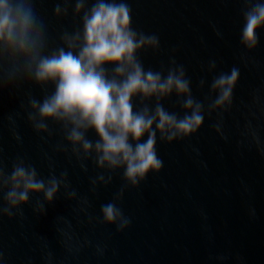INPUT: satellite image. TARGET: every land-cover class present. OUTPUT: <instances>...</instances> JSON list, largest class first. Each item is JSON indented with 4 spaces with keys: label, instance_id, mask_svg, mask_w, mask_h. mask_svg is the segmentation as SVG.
I'll return each instance as SVG.
<instances>
[{
    "label": "water",
    "instance_id": "1",
    "mask_svg": "<svg viewBox=\"0 0 264 264\" xmlns=\"http://www.w3.org/2000/svg\"><path fill=\"white\" fill-rule=\"evenodd\" d=\"M55 2L39 0L35 5L49 25L51 47L58 43L59 32L64 28L71 30L73 23L71 7L68 18L53 19ZM129 3L133 26L160 37L158 53L141 54L145 68L158 70L175 51L177 62L185 65L191 78L195 98L206 97L208 84L216 73L228 71L234 65L240 68L233 108L225 115L229 139L221 140L212 130L214 115L211 120L205 119L195 136L170 145L158 142L157 152L164 166L159 174L149 173L136 189L125 191L121 207L132 223L125 232L117 233L115 227L89 223L88 217L98 218L100 206L119 190L122 170L114 174L111 185L98 187L93 194L89 179L97 175V170L91 161L88 171L83 172L74 159L52 153V146L61 138L58 128L51 141L45 143L25 120H17V131L23 138V143L17 144L8 130L7 116L19 111L29 92L37 99L43 93L34 85L19 91L5 90L0 97V147L5 164L10 168L11 161L19 154L47 177L49 163L43 156L47 152L52 156L56 174L67 170L72 187L80 196L87 197L91 207L86 213L79 212L77 203L66 200L61 190L47 206L46 213L38 216L32 212L38 198L32 197L22 208V220L5 218L0 222L3 264H43L42 255L46 251L53 253V264H264V156L246 144L237 147L250 110L256 112L254 123L264 139L261 114L264 30L258 33L257 48L242 62L239 0H129ZM214 27L222 33V38L216 36ZM210 59L217 60L213 74L204 70ZM201 78L206 79L202 90L197 87ZM254 90H259L261 104L250 109ZM163 104L167 110L183 115L175 96ZM88 138L96 139L91 132ZM59 217L71 228L57 223ZM58 228L70 231L72 239L68 244L73 251L65 247V238L57 232ZM84 240L91 245L76 252L74 249ZM96 244L107 246L102 257L95 254Z\"/></svg>",
    "mask_w": 264,
    "mask_h": 264
},
{
    "label": "clouds",
    "instance_id": "2",
    "mask_svg": "<svg viewBox=\"0 0 264 264\" xmlns=\"http://www.w3.org/2000/svg\"><path fill=\"white\" fill-rule=\"evenodd\" d=\"M38 2L0 0V97L5 90L19 91L31 85L43 93L40 99L30 92L26 95L19 111L7 116L8 130L12 139L22 144L17 120L23 119L48 143L58 128L61 138L52 146V153L74 159L83 172L88 171L90 160L97 170V175L89 179L93 194L98 187L111 185L114 174L122 170L119 190L100 206L98 218L89 216L88 220L123 233L132 223L121 207L125 191L136 189L149 173L159 174L164 166L157 152L158 142L170 145L195 136L205 119L211 120L214 115L212 130L221 140L228 141L225 115L233 108L240 68L234 65L228 71L216 73L217 60L210 59L204 70L216 74L208 84L206 97L197 99L187 69L177 62L175 51L158 70L145 68L141 54L158 53L160 37L133 26L129 0H56L53 19L68 18L71 7L73 23L71 30L64 28L59 32L54 47L50 46L49 25L35 6ZM239 2V44L243 49L240 59L246 62L248 54L259 44L258 33L264 30V0ZM213 30L222 38L219 30ZM205 84L206 79L201 78L198 89H204ZM251 95L249 108L255 109L261 104L259 90ZM172 96L183 115L164 107L163 102ZM261 114L264 115V109ZM249 117L240 131L242 139L237 147L246 144L264 156V139L254 123L256 112L250 110ZM89 132L94 133L95 141L88 138ZM2 153L0 147V222L5 218L22 220V208L32 197L38 198L32 212L44 215L61 190L66 200L77 203L79 212L86 213L91 207L87 197L80 196L72 187L67 170L56 174L52 156L47 152L43 153L49 163L47 177L19 154L9 168ZM57 223L71 228L63 217ZM57 232L65 238L67 250L73 251L68 244L72 239L70 231L58 228ZM90 245V241L84 240L74 250L79 252ZM106 247L96 244L95 254L102 257ZM3 261L0 248V264ZM42 261L53 264V253L44 252Z\"/></svg>",
    "mask_w": 264,
    "mask_h": 264
}]
</instances>
